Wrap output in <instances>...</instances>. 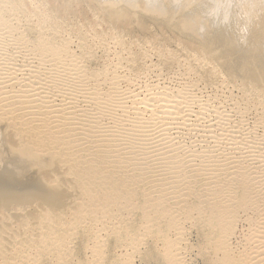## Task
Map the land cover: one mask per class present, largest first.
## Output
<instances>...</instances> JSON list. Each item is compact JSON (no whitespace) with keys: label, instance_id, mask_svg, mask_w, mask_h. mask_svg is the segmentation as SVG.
Returning a JSON list of instances; mask_svg holds the SVG:
<instances>
[{"label":"rangeland","instance_id":"obj_1","mask_svg":"<svg viewBox=\"0 0 264 264\" xmlns=\"http://www.w3.org/2000/svg\"><path fill=\"white\" fill-rule=\"evenodd\" d=\"M11 1L0 0V18L16 26V30L21 31L25 35L24 39L30 43L37 44L39 40L47 42L46 48L53 49L56 54L46 56L45 61L49 59L47 61L53 64L54 58L58 62L64 61V56L58 53L60 46L69 48L73 58L82 57V62L78 64L83 66L86 76L82 78L88 86L85 92H91L87 88L93 89L98 84V88L103 90L108 87L109 74L102 76L103 67L100 66L104 63L106 53L101 51L102 48L92 45L99 40H95L94 33L100 31L102 35L106 27L119 26L121 35L118 40L124 42L125 47L130 46L131 51L122 55L123 67L118 70L124 77L136 78L139 75L143 78L148 73L146 68L160 62L156 56H147L136 64L130 62L143 53L142 50H138V53L133 50L137 40L143 38H154L160 46L163 43L167 45L171 56L166 61L169 64L167 67L161 65L162 71L169 70L170 64L176 59L181 62L187 57L185 52L180 51L181 47L174 45L169 29L160 30L157 23L148 18V30L137 32L110 22L105 14L99 16L97 7L88 1L71 5L65 18L59 15V3L53 0H19L21 5ZM14 6L17 9H12ZM42 11H46L44 13L50 17L47 22ZM43 20L44 25L41 24ZM93 23L92 32L87 36L85 32ZM79 27L85 31L82 36L74 32ZM104 34L107 37L109 31H104ZM93 38L95 41H92ZM15 43L17 41L10 42V50L16 60L24 55L32 70H35L33 55L38 54V50L31 52L34 54L24 50L16 53L18 50L14 48L18 44ZM84 52L88 55H84ZM56 55L62 58L58 59ZM108 59H111L110 54ZM190 60L189 64L192 68L195 66L197 72L192 78H199L202 83H212L211 90L216 91L219 86L218 79H214L216 76L206 78L204 72L207 66L197 68V63L192 58ZM14 64L17 66L21 62ZM27 70L22 73L12 70L10 83L0 84V125L7 133L16 134L14 137L18 146L15 155L24 153L36 161H32L33 164L46 165V168H40L42 170L38 176L43 179L42 184L54 192L55 200L45 203L24 196L20 198L22 201L19 198L12 199L16 202L2 201L0 264H178L176 259H182L181 264H244L239 261L243 258L245 264H264V198L261 200L250 187L259 185L257 190L262 195L264 178L256 173L258 170L255 168L261 163L251 158L249 150L243 151L244 156H240L246 169H239L233 163L238 149L232 148L238 146L225 147V158L221 157V152L214 151L220 161L213 159V164L206 162L198 166V160L185 157L179 163V172L175 169L177 164H164L169 167L165 169L162 156L158 157L150 149L139 151L138 145L127 144L116 133L106 131L109 122L107 115H100L101 125L89 131L88 123L92 120L83 122L79 113H69L73 109L68 102L73 101L76 94L63 95L66 87L57 92L47 90L55 95L51 96L49 103L42 105L43 99L39 96L50 95L43 93L44 89L39 90L38 86L11 88V84L26 85L21 83V79ZM92 75L97 78L89 83ZM125 87V84L120 85L121 89ZM23 90L27 92L20 93ZM232 91L239 98L244 95L237 88ZM76 99L77 105L81 107L74 111L85 107V103L81 102L83 98ZM249 100L254 105L258 99L253 96ZM39 106H43V109ZM50 106H53L52 110L58 108L60 112L47 114ZM258 107L264 112V104ZM12 168V165H6L0 171L8 173ZM242 174L246 179L244 184L225 187L227 182L241 180ZM216 180L222 181L221 184L211 187ZM195 181L196 184H193ZM222 186L225 188L222 189ZM249 194L252 197L245 199V195ZM31 200L38 203H31ZM25 202L31 205L21 208ZM246 207L252 208L246 210ZM227 243L228 246L223 247Z\"/></svg>","mask_w":264,"mask_h":264},{"label":"bare ground","instance_id":"obj_2","mask_svg":"<svg viewBox=\"0 0 264 264\" xmlns=\"http://www.w3.org/2000/svg\"><path fill=\"white\" fill-rule=\"evenodd\" d=\"M53 1L59 3L58 13L63 18L68 16L67 13L71 9V5L88 1L97 7L99 16L105 14L110 22L119 23L121 26L137 30V32L148 30L149 24L146 21V18H148L150 21L157 23L160 30L168 28L174 38V45L177 48L181 47L180 51L185 52L187 57L181 62L176 59L174 63L170 64L169 70L162 71L161 65L167 67L169 64L166 61L171 56L167 45L162 42L163 44L160 46L159 41L154 38L137 40L136 47L133 49L134 53H138V50H142L143 53L139 58L130 62L136 64L147 56H156L160 62L154 64V68L151 66L146 68L148 73L144 74L143 78L138 77L139 75L136 78L126 76L128 79L120 75L118 70L123 67L121 65L122 55L129 54L131 51L130 46L125 47L124 42L118 40L121 35V32H118L120 31L119 26L115 28L106 27L102 31V35H105L104 31H109L107 37L105 35L101 38V32L97 31L96 34L94 33L96 35L94 38L99 40L92 45L102 48L101 51L106 53L103 57L104 63L100 66L103 67L102 76L109 74L110 79L107 80L109 82L105 81L108 87L103 90L98 88V84L92 86L94 90L87 88V90H92L91 92H85L87 84H84L82 78L86 76L84 75L83 66L81 67L78 64L82 62L81 56H78V59L73 58L69 54V48L60 46L58 53L65 58L64 61L62 59V64L56 61L55 58L54 64L47 61L49 59L45 61L46 56L56 54L53 49L46 48L48 43L41 42L39 39L37 44L30 43L24 39L25 35L20 33L21 31H17L16 26L8 24V21H5L2 17L0 18V80L3 81H0V84L10 83L12 70L13 72L22 73L28 69L21 79V83L24 82L26 85L11 84L10 87L13 89H28L29 87L38 86L39 90L44 89L42 92L50 95L39 96L43 99L40 105L50 102L49 99L54 93L48 92L49 90L52 89L51 91L57 92L60 88L66 87L65 92H62L63 95L76 94V96H73L74 99L71 97L73 101L68 102L69 107L73 109L69 113L72 115L79 113V117L83 122L92 120L89 121L91 123H88L90 124L88 126L89 131L91 128H97L101 125L100 115H107L109 122L106 131L116 133L127 144L138 145L139 151L143 152L150 149V152L157 153L158 157L162 156V165L165 169H169V167L164 164H177L175 169L179 172L181 170L179 163L183 162L181 160L185 157L198 160V166L206 162L212 163L215 162L212 161L213 159L219 160L220 158H217L214 151L221 152V157L225 158L226 154L223 152L225 147L238 146L232 148L238 149L237 155H234L235 160L233 159L235 167L246 169L240 156H244L242 155L243 151L249 150L248 152L252 154L251 158L257 160L259 164L261 163L260 166L255 168L258 170L256 173L264 178V112L261 110L262 108L258 107L264 104V0ZM14 2L16 5L22 4L19 0H13L10 3ZM15 7H12V9ZM44 12L42 11V14L47 22L50 17ZM52 21H54V18ZM44 23L43 20L41 24L44 25ZM94 24L90 26L87 32L82 31L80 27L74 32L76 35L81 36L82 32H85L88 36L92 32ZM163 34L166 36L165 32ZM94 38L92 41H95ZM164 39L166 40V38ZM14 41H17L15 45L18 44L14 48L18 50L16 53H20L22 50L30 53L38 50V54L33 55V59L36 60L35 70H32L27 57H23L24 55L22 58L19 57L20 60H16L17 58L10 50V42ZM45 53L48 55H43ZM108 53L111 59H108ZM83 54L88 55L85 52ZM60 58L62 57H58V59ZM190 58L197 63V68L207 66L204 72L206 78L216 76L214 79H218L219 84L216 91L211 90L212 83H202L201 79L192 78L197 72L194 70L195 66L192 68L189 64ZM77 60H80V62H77ZM17 61L21 64L16 66L14 63H17ZM92 76L93 78L91 77L88 80L89 83L94 82V78H97L96 75ZM4 78H7V80H4ZM121 84H125L126 87L121 89ZM233 88L239 89L244 95L239 98L236 93H233ZM5 92L8 93L9 91L6 90ZM25 92L27 91H20V93ZM253 96L258 99L254 105L249 100ZM77 97L84 99L81 102L85 103V107L79 108L80 110H75V112V108L81 107L77 105L78 99L75 100ZM42 107L39 106L40 109H43ZM52 108L53 106H50L48 108L50 110L46 113L60 112L58 108L57 110H52ZM60 108L62 107L60 106ZM17 118L20 119L19 116ZM4 129L2 126L0 127V170L6 165H12L13 168L8 173L0 171V202H6V200L16 202L17 200L12 199H20L26 196L31 199L32 197L36 200L40 199L45 203H52L55 200L54 192L48 186H44L42 184L43 179L38 176L42 170L40 168H46V165L44 163L33 164L36 161H33V158L24 153L15 155L14 152L18 146L14 137L16 134L7 133V130L4 131ZM196 146L199 149H195ZM240 177L241 180L230 181L223 185L231 188L233 185L244 184L246 180L244 174ZM196 182H193V184H196ZM221 182L216 180L211 187L218 186ZM225 187L222 186V189ZM250 187L257 192L255 195L261 197V200L264 198V193L261 195L257 190L259 185ZM243 189L247 190L249 188ZM249 195H245V199L252 197L251 194ZM34 202L38 203L31 200V203ZM258 202L255 201L257 204ZM31 203L25 202L21 205V208L31 205ZM3 204L2 202L0 205ZM176 205L178 204L173 206ZM251 208L248 207L246 210ZM224 246L227 247L228 243ZM180 261L182 259H176L178 264H181ZM239 261L245 264L244 258Z\"/></svg>","mask_w":264,"mask_h":264}]
</instances>
